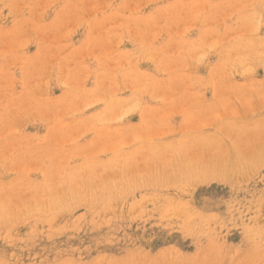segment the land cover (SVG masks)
Listing matches in <instances>:
<instances>
[{"label":"rangeland","instance_id":"374dc122","mask_svg":"<svg viewBox=\"0 0 264 264\" xmlns=\"http://www.w3.org/2000/svg\"><path fill=\"white\" fill-rule=\"evenodd\" d=\"M0 264H264V0H0Z\"/></svg>","mask_w":264,"mask_h":264},{"label":"bare ground","instance_id":"6f19581e","mask_svg":"<svg viewBox=\"0 0 264 264\" xmlns=\"http://www.w3.org/2000/svg\"><path fill=\"white\" fill-rule=\"evenodd\" d=\"M147 24H148V23H147ZM149 29H151V28H149ZM149 32H151V30H150ZM152 45H153V44H152ZM153 46H154V45H153ZM151 47H152V46H151ZM154 48H155V47H154ZM153 51H154V50H153ZM179 57H180V56H179ZM169 61H171V60H169ZM170 63H171V62H170ZM168 64H169V63H168ZM43 180H45V179H43ZM107 181H108V180H107ZM44 183H45V182H44ZM104 185H105V184H104ZM51 186H52V185H51ZM46 189H49V190H50V188H48V187H47ZM45 191H46V190H45ZM47 191H48V190H47ZM48 192H49V191H48ZM51 194H52V193H51ZM54 197H55V196H54ZM45 198H46V197H45ZM53 199H54V198H53ZM33 201H35V200H33ZM39 207H41V205H40ZM2 209H3V208H2ZM56 209H57V208H56ZM54 210H55V209H54ZM64 210H65V209H64ZM55 211H56V210H55ZM50 212H51V211H50ZM50 212H49V213H50ZM52 212H53V211H52ZM52 212H51V213H52ZM49 213H48V214H49ZM56 213H57V212H56ZM48 214H46V216H47ZM52 214H53V213H52ZM56 215H58V214H56ZM41 216H42V215H41ZM43 217H44V216H43ZM47 217H48V216H47ZM47 217H46V218H47ZM46 218H45V219H46ZM48 221H49V219H48ZM50 222H52V221H50ZM43 223H44V222H43ZM50 224H52V223H50ZM50 224H49V225H50ZM46 226H47V225H46ZM58 232H61V231H58ZM38 233H39V232H38ZM34 234H35V233H34ZM54 234H55V233H54ZM61 235H62V234H61ZM51 239H52V238H51ZM50 241H51V240H50Z\"/></svg>","mask_w":264,"mask_h":264}]
</instances>
